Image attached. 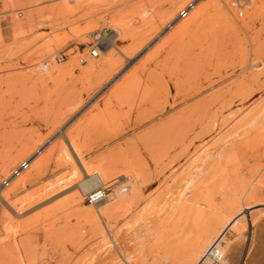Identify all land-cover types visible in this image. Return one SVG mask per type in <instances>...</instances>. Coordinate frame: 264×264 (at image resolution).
<instances>
[{
	"label": "rangeland",
	"instance_id": "rangeland-1",
	"mask_svg": "<svg viewBox=\"0 0 264 264\" xmlns=\"http://www.w3.org/2000/svg\"><path fill=\"white\" fill-rule=\"evenodd\" d=\"M217 1L194 0L192 7L186 9L182 7L186 0H0L1 191L12 188V181L18 177L16 172L31 173L33 177L30 184L19 188L12 197L13 202L18 203L33 198V202L31 200L21 207V211L19 209L22 217L14 221L4 216L6 204L0 192V264H89L93 251L103 243L102 238L90 240L84 219L85 206L90 205V201L87 197L79 201L77 183L49 196L47 193L38 195L44 187L71 171L61 162L65 134H71L83 147L91 168L114 169L111 170L110 185L105 189L106 195L110 196L119 181L121 166L124 162L135 161V153L143 148V136L148 132L161 129L176 133L184 126L177 119L205 113L201 116L203 126L208 124L211 114L231 117L232 138L243 120L264 110V0H253L251 9L241 20L235 18L227 0H220L224 11L211 7L191 32H181L176 26L183 19L179 16L182 11L189 13L185 17L188 19L198 7L214 5ZM173 12H178L176 19L166 23ZM115 29L121 31L117 46L124 52L133 51L147 42L118 79L136 70L135 78L147 81L149 77L144 85L150 89L157 85L159 103L166 102L163 120L140 126L141 94L134 97L123 93L107 106L101 101L90 114L101 100L97 99L67 125L55 130L69 110L61 98V89L77 87L86 97L84 88H89L98 78H85V67L97 65L106 58L101 53L99 58H91L90 49ZM60 56L64 59L60 60ZM84 57L88 59L87 64L80 62ZM69 61H75L71 75L63 77L54 73ZM200 89L203 93L194 96ZM208 101L213 103L209 104V112L205 110ZM153 108L143 106V115H160V109ZM205 138L211 139L210 136ZM247 139L244 142L240 137L231 141V147L238 144V148L231 156L232 199L231 206L224 209L227 215L254 205L253 201H247L250 191L255 192L256 198L264 199V134L262 131L250 132ZM27 149L34 152L24 158L22 155ZM177 151L165 150L164 164ZM11 161L10 169H6L5 165ZM39 163L43 165V173L36 176L33 170ZM24 164L27 166L23 167ZM182 164L170 166L166 173ZM85 176L83 171L82 180L87 178ZM235 178L238 183L233 180ZM246 189L250 191L246 192ZM32 194L45 198L36 203L41 198ZM217 199L222 202L220 197ZM253 209L246 212L247 215L258 212L256 222L251 226L245 217V224L240 221L237 225L241 228L246 225L243 236L238 237L235 229L227 233L226 242L218 251L220 262L217 264H264V206ZM169 216L156 219L150 225L152 232L130 243L129 252L139 256L144 254L149 264H171L162 258H174L179 251L178 231L183 229L178 226L177 216L173 215L172 221ZM166 217L169 224L164 226L162 222ZM27 219L30 224L26 223ZM126 231L124 228L122 232ZM163 231L167 232L164 240L160 237ZM174 240L178 242L174 244Z\"/></svg>",
	"mask_w": 264,
	"mask_h": 264
},
{
	"label": "bare ground",
	"instance_id": "bare-ground-1",
	"mask_svg": "<svg viewBox=\"0 0 264 264\" xmlns=\"http://www.w3.org/2000/svg\"><path fill=\"white\" fill-rule=\"evenodd\" d=\"M193 1L194 0H186L182 7L186 9L187 7H192L191 4ZM221 1L224 2V0ZM227 1L229 3V8L233 11L235 18L238 20L245 17L253 3V0ZM222 5L220 0L214 5L206 4L200 7L197 5L198 9H196L195 6L194 9L196 10L191 12V17L188 19H185V17L189 13H186V10H184L179 15L182 16L183 19H180L176 26H178L181 32H191L200 24L211 7L214 6L216 10L223 12ZM237 5L240 8L245 7L244 11H239ZM177 13L178 12H173L166 23L174 21ZM166 23H164V25ZM121 36V31L115 29L111 35L104 37L101 41L99 40L100 53L105 55L106 58L97 65L85 67L83 73L85 78H98L96 82L90 83L89 88H84L86 97L83 96V93L78 91L77 87L69 88L63 85L64 88L61 89V98L63 102L67 103L69 110L64 113L63 121L56 126L55 130L63 125H67L97 99V101H99V99L101 100L98 102L97 106L90 110V114L96 110V107H98L101 101L107 106L114 97H118L123 93L127 96L135 95L137 97L141 94L139 102L141 117L138 121L140 126L145 127L157 120H163V115H165L163 113L167 110L166 102L159 103L160 97L157 85H155L153 89L144 85L148 82L149 77L147 78L148 80L146 79L147 81H143V78H135L137 77L136 70L129 76H125L121 80L118 79L127 65L131 64L134 57L138 55L145 45H147L146 42L133 49V51L124 52L117 46V41H119ZM150 40H148V42ZM116 56H119V58H116ZM74 64L75 61H69L63 67L57 68L54 73L63 77L71 75ZM109 86V90L104 94V91ZM212 87L213 85L210 84V88ZM194 93V96H197L203 93V91L200 89ZM210 101L213 102V100ZM210 101H208L205 106V110L208 109V112ZM145 105H151L154 107L153 109L159 108L161 111L160 115L144 116L142 108ZM263 111L243 120L236 127L233 134L234 136L232 137L233 139L231 138V117L227 118L223 115L218 116L211 114L208 116V124L203 126L204 124L201 116L205 113L197 117L183 116L177 119V122L182 123L184 126L176 133L171 134V132L161 129L148 132L143 136V148L138 149L135 153V161L132 163L124 162L121 166L118 172L119 181H116V187L113 194H110V196L106 195L105 189L108 187V184L110 185L111 177L113 176H110V174L114 169H111V171L103 167L99 169L91 168L90 163L86 159L85 154L87 153H85L86 151L83 147H80L79 143L72 138L71 134H65L64 138L66 141L63 139L64 143L60 142L63 143L62 147H65L63 148L61 162L65 163V166L71 171L67 176H64V178H60L52 182L49 186L44 187L38 195L47 193L48 195L46 196H49L62 188L64 189V187L66 188L71 184L74 185L77 183V198L79 201H82L86 197L90 201V205L85 206L87 213L84 218L89 227L90 240L95 241L99 238L103 239V243L98 250L93 251L92 259L89 264H149L144 254L139 256L135 255L134 252H129V244H132L133 241L143 238L145 235H148L149 232H152L150 230V225L156 219L164 217L167 214L170 215L169 220L172 218L171 221L173 220V215L177 216L178 226H181L183 230L178 231L180 232L177 238L179 242L174 240V244L176 241L180 243L179 245L177 243L179 251L177 250L178 252H176L174 258L165 256L162 259L166 262H171V264H217L220 262L218 251L223 247L227 233L235 229L233 231H236L238 237L243 236L246 225L241 228L237 226L238 223L242 221L245 224L244 218L246 217V221L248 219L250 225L253 226L258 215V212H249L247 215L246 210L264 206V199H262V197L258 199L256 198L258 196H255V192H251L248 189L249 192L246 189V192H249V200L247 201H253L252 203H254V205L239 209L236 204V208L239 210L234 215H231V213L227 215L224 212L225 207L228 209L227 206H231V156L234 149L238 148V144H233L231 147V141L233 140L234 142V138L240 137L241 139L243 138L244 141V139H247L250 132L262 131V134H264ZM207 136H210L211 139L207 140L205 138ZM239 144H242V142ZM168 148L179 151L168 158L166 157L168 162L164 164L163 158H165V156H163V153ZM51 151L53 150L51 149ZM32 152H34L33 149H27L22 157H30ZM60 158L59 160H61ZM33 161H35V159ZM181 162H183V164L180 168L166 173L170 166ZM12 163V161L7 163L5 165L6 169H10ZM25 164L23 167L27 166ZM33 171L36 172V176H41L43 173V165L39 163L35 166ZM83 171L87 176L84 180H82ZM114 173H116V171ZM15 175L18 177L12 181V188L3 189L1 191L2 186L0 187L1 198L6 204V214H4V210L3 214L4 216L7 215V219L12 221L22 217L19 214L21 207L33 199L28 201L26 198L19 203L13 202L12 197L16 194L15 192H17L19 188L26 187L33 181L31 173L16 172ZM236 176L237 175H235V177ZM236 178L238 179L239 175ZM236 178L233 180L237 182L238 180ZM239 181V183H241V179ZM235 188L241 190L240 188H242V186L240 188ZM245 193L243 194L244 197ZM38 195L33 196L41 198ZM238 196L236 195L235 197ZM217 197H220L222 202H220V199L218 200ZM44 198L45 196H42L41 199L35 202L37 203ZM240 202L242 201L240 200ZM31 205L29 206L31 207ZM239 205L238 200V206ZM232 207H234V205ZM37 216L40 217L39 215ZM38 217L35 218L38 219ZM27 220V224H30V221L31 223L34 221L33 217L31 220ZM167 220V217L164 218L162 225H168L169 223H167ZM26 223H24L25 226ZM14 224L15 223L12 222V225ZM10 226L9 228L11 229ZM124 228L125 231L127 230L126 232H122ZM174 229L177 228L175 227ZM8 231L11 230L8 229ZM166 235L167 232L163 231L160 235L161 239L164 240ZM24 242H26V240ZM137 254L139 253L137 252ZM18 259L20 260V258ZM39 264H41V262H39Z\"/></svg>",
	"mask_w": 264,
	"mask_h": 264
},
{
	"label": "built area",
	"instance_id": "built-area-1",
	"mask_svg": "<svg viewBox=\"0 0 264 264\" xmlns=\"http://www.w3.org/2000/svg\"><path fill=\"white\" fill-rule=\"evenodd\" d=\"M244 8L245 7H238V5H237V9L239 10V11H241V10H243L244 11ZM241 16H242V13H241ZM90 57L91 58H99L100 57V47H99V43H97V44H95L94 46H92L91 47V49H90ZM64 59V57L63 56H60V60H63ZM81 63L82 64H86L87 63V58H82L81 60ZM47 66H48V64H47Z\"/></svg>",
	"mask_w": 264,
	"mask_h": 264
}]
</instances>
